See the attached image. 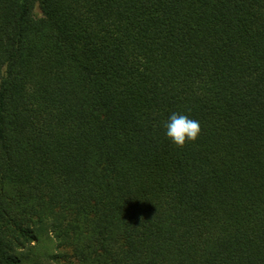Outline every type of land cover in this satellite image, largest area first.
<instances>
[{
  "label": "trees",
  "instance_id": "trees-1",
  "mask_svg": "<svg viewBox=\"0 0 264 264\" xmlns=\"http://www.w3.org/2000/svg\"><path fill=\"white\" fill-rule=\"evenodd\" d=\"M0 264H264V0H0Z\"/></svg>",
  "mask_w": 264,
  "mask_h": 264
},
{
  "label": "clouds",
  "instance_id": "clouds-1",
  "mask_svg": "<svg viewBox=\"0 0 264 264\" xmlns=\"http://www.w3.org/2000/svg\"><path fill=\"white\" fill-rule=\"evenodd\" d=\"M164 136L176 148H183L189 142H195L200 135L199 122L183 112H170L163 122Z\"/></svg>",
  "mask_w": 264,
  "mask_h": 264
},
{
  "label": "rangeland",
  "instance_id": "rangeland-1",
  "mask_svg": "<svg viewBox=\"0 0 264 264\" xmlns=\"http://www.w3.org/2000/svg\"><path fill=\"white\" fill-rule=\"evenodd\" d=\"M35 15H37V16H41V14H40V12H39V9H38V8H36V9H35Z\"/></svg>",
  "mask_w": 264,
  "mask_h": 264
}]
</instances>
